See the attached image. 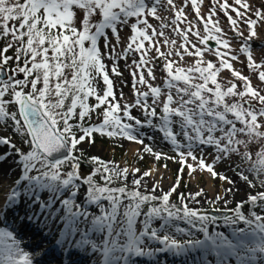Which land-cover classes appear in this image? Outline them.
I'll return each instance as SVG.
<instances>
[{"label":"snow or ice","instance_id":"obj_1","mask_svg":"<svg viewBox=\"0 0 264 264\" xmlns=\"http://www.w3.org/2000/svg\"><path fill=\"white\" fill-rule=\"evenodd\" d=\"M204 4L0 0V131L11 130L0 136V225L10 215L14 225L0 226V264H39L22 236L29 226L44 238L58 237L69 260L83 257L88 264H135L142 257L160 264L158 254L182 264H264V87L234 67L237 52L244 54L264 84V61L252 49L264 27V0H208L206 13ZM125 28L131 34L122 38ZM121 60L132 76L131 101L122 90L117 97L112 78L123 75ZM157 61L160 84L154 83ZM225 70L232 79L222 78ZM147 129L161 133L175 155L145 143L154 139ZM97 134L115 146L140 145V161L147 155L179 164L175 181L165 191L155 167L141 172L98 156L87 159L93 170L82 175L84 145L94 147ZM205 147L214 150L211 163ZM221 162L253 192L225 207L231 215H209L189 204L200 203L203 188L187 195L179 189L186 169L193 179L207 173L232 186L208 203L227 206L226 196L238 189L216 170ZM13 172L18 177L5 187ZM220 221L230 235L218 230Z\"/></svg>","mask_w":264,"mask_h":264},{"label":"rangeland","instance_id":"obj_2","mask_svg":"<svg viewBox=\"0 0 264 264\" xmlns=\"http://www.w3.org/2000/svg\"><path fill=\"white\" fill-rule=\"evenodd\" d=\"M207 4H208V2H207V0H205L204 5L206 6ZM162 15H164V16L168 15V18L169 19L171 18V16L169 15L168 12H162ZM150 22H152L153 24L155 23V21H150ZM124 31H126L129 35L131 34L127 28H125L120 34H122ZM101 46H102V42H101ZM9 54L11 55V53H9ZM135 56H138V54H134V58H135ZM132 58H133V56L129 57V59L127 60V64H131ZM212 58L214 60V57H212ZM241 59H242V56H239V61ZM106 63L111 65V61H106ZM156 64H158V63L156 62ZM119 69L123 75L119 78L112 77L115 81V89L117 90V97L119 98V92L122 90L125 97L129 101H131L132 97H133L132 76L130 75V70L126 66V62L124 60L119 61ZM155 72H156L157 80L154 83L159 84V82H161V78L163 77V71H162V69L160 70L156 66ZM110 75H111V73H110ZM221 76L223 78L224 73H222ZM252 76H254V79L251 78L253 85L261 83L256 78L255 74L252 73ZM98 87L100 89H103L104 86H103L102 82L99 84ZM92 102H94V101H92ZM133 114L139 115V113L136 112L135 110H134ZM145 131L148 135H154L153 140L149 141V140L145 139V143L153 144V146L156 150L167 153L168 155H175V153L172 151V145L162 139L161 133H159V132L153 133L152 130H150V129H147ZM10 133H11L10 129L7 132L0 131V136L9 135ZM84 148H85V155H87L89 157L98 156V157H101L102 159H104L105 161L114 160L115 162H117L123 166L138 167L141 170V172L146 171V170H150L151 168L155 167L158 171L156 172L154 178L156 180H160L161 177H163V180H161V186L165 191H167L168 188L175 181L178 169L180 167L179 164H177L171 160H169V161L161 160V161L157 162L154 160V158L149 157L147 155H145V158L143 161H140L136 158V155H135L137 150L141 148L140 145H137L135 143L128 142V141H123L122 147L115 146V144L112 141H110L108 138L100 137L98 134L96 135L95 146L89 147L87 144H85ZM134 148H136V151H134V153H132V150ZM204 154L206 157V161L208 163H211L212 162V155L211 154H214V150L211 148L205 147ZM165 163H167V165H168L167 169H165L163 167V165ZM216 170L218 172L226 174L227 176H229L230 178H232L233 180L236 181V183L240 186V191L238 194L241 195V197L236 199V201L233 202L232 204L231 203L228 204L227 206H225L224 204H215L213 206V205L209 204L207 201H203L199 204H194L193 202L189 201L190 206L200 208L202 210H207V209L214 210V208H219L220 211L227 212L225 210V207H227L229 209L235 208L236 204L238 202L246 200L248 193L253 192L252 189L248 188L242 181L239 180V178L235 175V171L233 169L229 168V164L227 162H221V163L217 164ZM17 177H18L17 172H13L12 174H10L9 179L4 181V186L6 187L7 185H10L12 183V181L15 180ZM149 178H150L149 181L152 184L153 178L152 177H149ZM198 181H199V183H197ZM185 184H187V187L184 186ZM227 185L228 184L221 182L218 179H216V180L211 179L207 173L196 174L195 179H193L192 177H189L187 175V169H186L184 176H183L182 183H181V187L179 189V192H183V193H185V195H187L189 193L196 192L197 190L203 188L208 193V195H207V198H208L210 195V193L208 191L210 189H212L213 192H217V194L220 195V194H222L223 189L225 187H227ZM157 194H159V193H157ZM172 200L176 201V194L173 195ZM21 212H20V215H23ZM222 224H223V222L220 221V225H222ZM240 226H242V225H240ZM9 230H10V228H9ZM38 238L40 239V237H38ZM52 238L54 241H56V239L58 237L52 236ZM178 238L179 239H186V237H178ZM53 245L56 246V243L53 244V243L49 242L48 244L44 245L43 248L40 249V251L33 254L35 259H40L42 257V255L45 253V251L47 250V248L50 246L53 247ZM37 249L39 250V248H37ZM165 261H166L165 259L160 260V263L165 262Z\"/></svg>","mask_w":264,"mask_h":264},{"label":"bare ground","instance_id":"obj_3","mask_svg":"<svg viewBox=\"0 0 264 264\" xmlns=\"http://www.w3.org/2000/svg\"><path fill=\"white\" fill-rule=\"evenodd\" d=\"M180 0H177V3H179ZM208 2V0H207ZM231 2V0H230ZM254 2L258 3L259 0H254ZM208 7L209 5L207 4L206 6L204 5L202 11L204 13L207 12L208 10ZM188 13H189V18L191 19V9L189 8L188 10ZM170 16H172L171 13H169ZM168 17V15H165ZM221 20H222V26L227 29V21H226V18H224L222 15H221ZM151 21H154V20H151ZM157 22L155 21L154 24H156ZM247 35V31L245 33ZM169 35L172 37V38H176L175 37V34L174 33H171L169 31ZM232 34L229 32V36H231ZM129 36V34L124 31L122 34H121V37L122 38H125ZM178 39V38H177ZM179 39H178V43H179ZM264 43V27L262 28H258V38L254 39L252 41V49H253V55H254V59L257 61V62H261V61H264V47H261V44ZM241 46L240 42L239 41H233V48L234 49H239V47ZM162 50L166 51L167 48L165 49L164 47H162ZM237 55L238 56H242V59L240 61H237V62H234V67L238 70H240L242 72L243 75L245 76H250V78H253L254 79V76H252V73H250L249 69L246 67V57L244 54L242 53H239L237 52ZM135 58H139V56H135ZM206 58L207 59H213L210 55L206 54ZM241 61H243L244 63H241ZM191 61H189L190 63ZM157 67L161 70L162 69V62L161 61H157ZM161 72V71H160ZM224 79L225 80H228V79H232V77L230 76V74L228 73L227 70H225L224 72ZM161 82H159L160 84ZM254 86H259V87H264V84H261V83H258ZM134 151H136V148H134L132 150V153H134ZM123 167V165H121ZM8 165L7 164H4L3 165V168L5 170L8 169ZM12 174V173H10ZM82 174V173H81ZM84 175V174H82ZM148 180V183H149V187H151V182L149 181L150 178H146ZM199 179V178H198ZM199 183V181L197 182ZM229 187H232L231 185H227V187L225 188H229ZM235 189H238V191L235 193V195H232V194H228L226 196V199H228L229 201H231L230 203L232 204L233 202L236 201V199H238L239 197H241V195H239V191H240V186L235 183ZM225 188L223 189V192L222 194L224 193V190ZM205 192V197L203 198H198L200 200V203L203 202V201H211L213 200L217 195V192H213L212 189H210L208 192L210 193L209 197L207 198V195L208 193L204 190ZM192 193H195V192H192ZM0 200L3 199V192H0ZM229 203V204H230ZM216 204H223L222 201H219L217 202ZM22 211V210H21ZM23 213V211H22ZM2 226V225H0ZM3 226H8L11 230V228L14 226L13 225V219H12V216L10 215L9 218H8V221H7V224L6 225H3ZM218 230L220 231H223L225 232L226 235H230V229L226 226H223L220 225ZM38 235V236H37ZM22 236H23V239H24V242L26 244L29 245V248L27 249L28 251H30V253L32 254H35L36 252L40 251V249L43 248L44 245L48 244L49 242L50 243H55L54 240H52V238L49 236L47 238H44L43 235H40V234H36L35 232V229L31 226L27 227V228H24L23 229V232H22ZM40 237V239L38 238ZM39 248V250L37 249ZM134 261H135V264H154V261H150L148 258L146 257H142V258H133ZM157 259L160 261V260H163L165 259L166 261L165 262H161L160 264H182V258H173L171 257L170 255H164V254H158L157 256ZM39 264H88V262L83 258V257H77V256H73L71 257V260H69L67 254L63 253L60 249V247L58 245L54 246L53 248L51 249H47L45 251V253L42 255V257L40 259H36Z\"/></svg>","mask_w":264,"mask_h":264},{"label":"water","instance_id":"obj_4","mask_svg":"<svg viewBox=\"0 0 264 264\" xmlns=\"http://www.w3.org/2000/svg\"><path fill=\"white\" fill-rule=\"evenodd\" d=\"M209 46L210 47H215V43H212L209 41ZM80 163V171L86 175V174H89L92 170H93V167L88 165L87 163L83 162V161H79ZM206 212L209 214V215H216V216H223V215H231L229 212H222V211H211V210H206Z\"/></svg>","mask_w":264,"mask_h":264},{"label":"trees","instance_id":"obj_5","mask_svg":"<svg viewBox=\"0 0 264 264\" xmlns=\"http://www.w3.org/2000/svg\"><path fill=\"white\" fill-rule=\"evenodd\" d=\"M88 158H89V156H87V155L84 154V158H83V159L87 161ZM248 209H249V206H248V205H245V206H244V211H245V213L248 212Z\"/></svg>","mask_w":264,"mask_h":264}]
</instances>
